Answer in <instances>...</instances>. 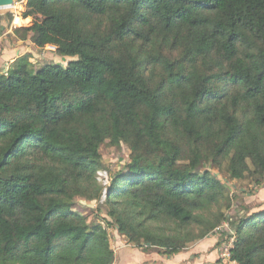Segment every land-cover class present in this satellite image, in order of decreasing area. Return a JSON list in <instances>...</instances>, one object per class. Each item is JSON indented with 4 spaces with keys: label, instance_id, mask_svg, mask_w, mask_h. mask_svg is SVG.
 Instances as JSON below:
<instances>
[{
    "label": "trees",
    "instance_id": "16d2710c",
    "mask_svg": "<svg viewBox=\"0 0 264 264\" xmlns=\"http://www.w3.org/2000/svg\"><path fill=\"white\" fill-rule=\"evenodd\" d=\"M25 1L41 18L15 37L71 59L0 71V264L114 263L74 208L102 195L105 140L130 151L102 203L129 243L169 257L213 231V264H264V210L214 212L218 170L264 183V0Z\"/></svg>",
    "mask_w": 264,
    "mask_h": 264
},
{
    "label": "rangeland",
    "instance_id": "374dc122",
    "mask_svg": "<svg viewBox=\"0 0 264 264\" xmlns=\"http://www.w3.org/2000/svg\"><path fill=\"white\" fill-rule=\"evenodd\" d=\"M27 13L28 17L24 21L18 22L21 24L30 25L33 21L40 20L41 16L26 7L25 0H16L10 7L0 8V19L9 18V14L14 17L22 16V13ZM20 19V18H19ZM16 20V19H15ZM21 20V19H20ZM13 21V20H12ZM19 25L12 26L13 28ZM21 26V25H20ZM24 26V25H22ZM27 26V25H26ZM14 34H9L8 39L16 40ZM14 40V41H15ZM22 45V54H30V60L35 67L45 63H60L65 65L71 58L60 56L55 51V46L46 45L44 48L35 47L29 39L20 41ZM13 54V53H12ZM21 54V55H22ZM11 63V62H10ZM9 63V64H10ZM0 71H7L8 66ZM102 157V168L97 172L98 181L103 185L102 195L99 200L86 199L84 197H75L74 208L81 214L85 215L88 222H102L107 226L109 240L114 252L113 264H211L215 263L218 258L217 248H213L211 235L195 240L176 255L167 257L165 250L154 246H135L129 243L126 237L121 234L112 223H109L108 217L105 215V208L102 203L104 200L105 187L108 185L109 175L117 170L123 169L124 165L129 161V149L124 144L112 145L108 140H105L99 148ZM218 177L225 181V184L230 187L231 204L226 208L223 203L221 208H216L214 212H223L226 214H252L253 212L264 210V189L260 188L256 192H249L251 185L249 180L235 179L223 170H218ZM264 186V183H263ZM262 186V187H263ZM102 205V206H101ZM246 209H243V208ZM225 216L220 219L216 230L225 226ZM215 244V243H214ZM211 255V256H209ZM222 264H229L224 261Z\"/></svg>",
    "mask_w": 264,
    "mask_h": 264
},
{
    "label": "crops",
    "instance_id": "0c3cea01",
    "mask_svg": "<svg viewBox=\"0 0 264 264\" xmlns=\"http://www.w3.org/2000/svg\"><path fill=\"white\" fill-rule=\"evenodd\" d=\"M16 18H20L21 21H24L22 16H17V15L12 17L11 20L9 18H7V19L1 18L0 19V70L7 67V65L10 62H12L17 56L22 54V51H21L22 45L19 42L25 41V40H20L15 36H14L16 38V40L14 39L15 41L14 40L10 41L8 39V35L13 34L12 26H15V25L26 26V25H28V24H21V23L18 24V22H16V20H15ZM262 189H264V186L262 187ZM207 238H209V237H207ZM211 238L213 241L211 243L213 245H215L214 243L217 242L216 237L212 236ZM213 248H214V246H213ZM209 256H211V255H209ZM203 263H201V264H203ZM211 264H213V263H211Z\"/></svg>",
    "mask_w": 264,
    "mask_h": 264
},
{
    "label": "built area",
    "instance_id": "2783aa9c",
    "mask_svg": "<svg viewBox=\"0 0 264 264\" xmlns=\"http://www.w3.org/2000/svg\"><path fill=\"white\" fill-rule=\"evenodd\" d=\"M226 226H227V224H225L224 227H226ZM229 232H230V234H233L234 231L230 230V228H229ZM232 240H233V236L231 235L230 238L227 240V242H225L223 244V246L221 245V247H219V250H220L219 255L221 257L228 258V256L230 255L229 253H230V248L232 246ZM230 264H235V263L231 262Z\"/></svg>",
    "mask_w": 264,
    "mask_h": 264
},
{
    "label": "water",
    "instance_id": "95a60500",
    "mask_svg": "<svg viewBox=\"0 0 264 264\" xmlns=\"http://www.w3.org/2000/svg\"><path fill=\"white\" fill-rule=\"evenodd\" d=\"M16 0H0V8L10 7Z\"/></svg>",
    "mask_w": 264,
    "mask_h": 264
},
{
    "label": "bare ground",
    "instance_id": "6f19581e",
    "mask_svg": "<svg viewBox=\"0 0 264 264\" xmlns=\"http://www.w3.org/2000/svg\"><path fill=\"white\" fill-rule=\"evenodd\" d=\"M16 22H21V20L19 18H16Z\"/></svg>",
    "mask_w": 264,
    "mask_h": 264
}]
</instances>
